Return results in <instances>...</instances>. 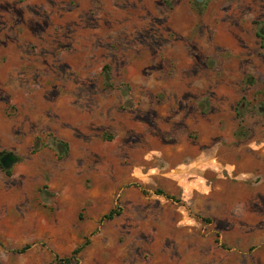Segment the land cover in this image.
<instances>
[{"label": "rangeland", "instance_id": "1", "mask_svg": "<svg viewBox=\"0 0 264 264\" xmlns=\"http://www.w3.org/2000/svg\"><path fill=\"white\" fill-rule=\"evenodd\" d=\"M7 154L0 264H264V0H0Z\"/></svg>", "mask_w": 264, "mask_h": 264}, {"label": "crops", "instance_id": "2", "mask_svg": "<svg viewBox=\"0 0 264 264\" xmlns=\"http://www.w3.org/2000/svg\"><path fill=\"white\" fill-rule=\"evenodd\" d=\"M181 172L176 175V176H173L175 179H178L179 181L182 178V176L180 175ZM181 185L183 187V193L186 197H189L191 194H194L195 193V190H194V187H196L197 185V181L192 179V180H189V179H186V180H181Z\"/></svg>", "mask_w": 264, "mask_h": 264}, {"label": "water", "instance_id": "3", "mask_svg": "<svg viewBox=\"0 0 264 264\" xmlns=\"http://www.w3.org/2000/svg\"><path fill=\"white\" fill-rule=\"evenodd\" d=\"M15 161H16L15 156H13L12 154H7L0 159V164L2 167H8Z\"/></svg>", "mask_w": 264, "mask_h": 264}, {"label": "trees", "instance_id": "4", "mask_svg": "<svg viewBox=\"0 0 264 264\" xmlns=\"http://www.w3.org/2000/svg\"><path fill=\"white\" fill-rule=\"evenodd\" d=\"M80 249H81V248H79V249L75 250V252H78ZM75 252H74V253H75ZM60 262H62V263H68V264H71V263H70V262H71V258H66V259H63V260H61Z\"/></svg>", "mask_w": 264, "mask_h": 264}]
</instances>
